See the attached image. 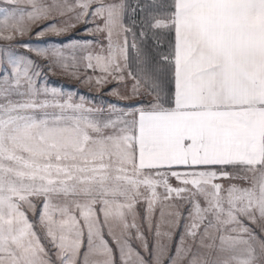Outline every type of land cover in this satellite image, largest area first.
I'll use <instances>...</instances> for the list:
<instances>
[{"label":"snow or ice","instance_id":"1","mask_svg":"<svg viewBox=\"0 0 264 264\" xmlns=\"http://www.w3.org/2000/svg\"><path fill=\"white\" fill-rule=\"evenodd\" d=\"M2 3L0 264H264V0Z\"/></svg>","mask_w":264,"mask_h":264},{"label":"rangeland","instance_id":"2","mask_svg":"<svg viewBox=\"0 0 264 264\" xmlns=\"http://www.w3.org/2000/svg\"><path fill=\"white\" fill-rule=\"evenodd\" d=\"M106 2H111V0H106ZM140 2L144 3L145 0H140ZM148 2H151V0H148ZM0 6H4L2 0H0ZM84 28L85 25L81 24L78 26V30L67 36L46 35L38 38L33 33L18 38L15 42L0 40V74L6 71L3 50L8 48L10 52L26 56L37 61L41 65L40 75L36 77L38 86L56 89L65 98L70 96L74 102H84L86 107H99L102 105L106 107L109 103L118 104L120 106L129 104L130 102L128 101L118 100L116 97L108 94L111 88L116 87L115 83L105 85L103 88L97 90V88L90 87L87 83H82L80 80L70 77L59 69L49 71L46 61L42 60L35 53L29 52L19 46L21 43L26 42L31 47L51 48L61 47L62 44H68L70 41H82L84 38L92 39V37L84 31ZM7 70L10 71V68ZM81 72L84 74L83 69H81ZM86 75L90 76L93 75V73L88 72ZM171 182L176 184L174 179ZM139 210L142 211L143 209L141 208Z\"/></svg>","mask_w":264,"mask_h":264},{"label":"trees","instance_id":"3","mask_svg":"<svg viewBox=\"0 0 264 264\" xmlns=\"http://www.w3.org/2000/svg\"><path fill=\"white\" fill-rule=\"evenodd\" d=\"M128 2H129L131 5L135 6V4L137 3V0H128ZM126 22H127V21H126Z\"/></svg>","mask_w":264,"mask_h":264}]
</instances>
